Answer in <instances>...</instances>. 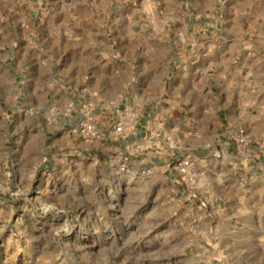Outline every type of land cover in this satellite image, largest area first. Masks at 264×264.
Masks as SVG:
<instances>
[{
	"label": "crops",
	"instance_id": "0c3cea01",
	"mask_svg": "<svg viewBox=\"0 0 264 264\" xmlns=\"http://www.w3.org/2000/svg\"><path fill=\"white\" fill-rule=\"evenodd\" d=\"M85 2L0 0L10 20L0 29L11 35L0 39H8V51L16 52L6 53L9 82L23 74L24 80L46 79L54 66L57 74L50 86L58 99L42 110L43 119L35 116L40 106L28 89L14 100L10 86V108L18 100L30 105L25 114L11 111L10 126L31 128L52 170L93 172L102 155L106 172L148 167L162 172L184 199L197 194L201 214L190 251L206 261L220 258L224 264L264 252V16L247 18L234 10L231 29L236 26L239 37L227 39L225 25L216 24L210 39L190 43L187 11L178 31L168 18L141 10H93ZM12 10L42 11L35 17L22 13L16 25ZM242 18L254 19L253 25L242 26ZM18 32L27 36L13 37ZM86 101L102 134L93 141L71 130ZM123 108L131 113L129 124L115 132ZM240 128L253 138L244 147L232 140ZM187 152L201 175L191 187L173 166ZM86 156L94 160L87 170Z\"/></svg>",
	"mask_w": 264,
	"mask_h": 264
},
{
	"label": "rangeland",
	"instance_id": "374dc122",
	"mask_svg": "<svg viewBox=\"0 0 264 264\" xmlns=\"http://www.w3.org/2000/svg\"><path fill=\"white\" fill-rule=\"evenodd\" d=\"M85 3L93 10H141L144 13L140 14L159 20L168 18L178 31L179 22L184 17L187 20V11L190 43L210 39L216 24L225 25L221 32L227 39L239 37L238 28L231 29L236 25L234 10H240L247 18L264 16V0ZM38 11L42 10H12L13 21L18 25L24 19L22 13L30 12L35 17ZM8 12L0 10V28L10 24ZM244 20L242 26L253 25L254 19ZM10 36L0 29V38ZM16 36L27 33L13 34ZM7 41L0 39V264H223L220 258L206 261V257L200 258L190 251L202 198L196 194L193 199H184L162 172L148 167L140 172H106L108 161H103L102 155L93 172L52 170L42 157L44 145L31 128L9 124L11 111L21 109L25 114L30 105H21L18 100L10 108L7 95L11 86L15 100V95L25 87L40 106L35 116L43 119L42 110L58 99L57 88L50 86L52 73L57 75L55 66L46 79L24 80L25 74L13 75L11 84L6 67L11 68L12 64L6 53L15 57L16 52L8 51ZM14 45L19 52L22 50L17 39ZM22 118L29 120L28 115ZM82 162L86 170L91 162L94 164L88 156ZM249 253L248 257H235L224 264H264L263 251Z\"/></svg>",
	"mask_w": 264,
	"mask_h": 264
},
{
	"label": "built area",
	"instance_id": "2783aa9c",
	"mask_svg": "<svg viewBox=\"0 0 264 264\" xmlns=\"http://www.w3.org/2000/svg\"><path fill=\"white\" fill-rule=\"evenodd\" d=\"M92 104L88 101L83 102L80 105L79 112L80 117L74 127H72V132L78 134L81 138L86 141H93L101 138V132L99 131L96 122L94 120L93 114L91 112ZM131 116V113L127 109H121L116 117L115 121V132H121L124 126L128 125L127 117ZM232 140L237 146H247L253 142V138L242 128L238 129L236 134L232 137ZM121 170L125 169V165L122 164ZM175 169L180 174L181 180L190 186L197 184L198 174L193 170V161L191 154L189 152L183 154V156L177 160L175 164Z\"/></svg>",
	"mask_w": 264,
	"mask_h": 264
}]
</instances>
